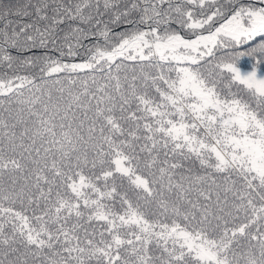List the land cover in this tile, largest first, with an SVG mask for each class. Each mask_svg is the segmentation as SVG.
<instances>
[{
    "label": "snow or ice",
    "instance_id": "snow-or-ice-1",
    "mask_svg": "<svg viewBox=\"0 0 264 264\" xmlns=\"http://www.w3.org/2000/svg\"><path fill=\"white\" fill-rule=\"evenodd\" d=\"M0 264H264V0H0Z\"/></svg>",
    "mask_w": 264,
    "mask_h": 264
}]
</instances>
